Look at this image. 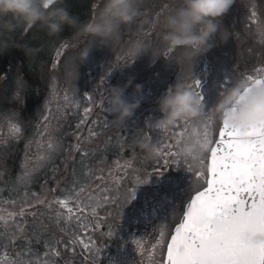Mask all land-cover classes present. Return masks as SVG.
I'll list each match as a JSON object with an SVG mask.
<instances>
[{"label":"flooded vegetation","instance_id":"flooded-vegetation-1","mask_svg":"<svg viewBox=\"0 0 264 264\" xmlns=\"http://www.w3.org/2000/svg\"><path fill=\"white\" fill-rule=\"evenodd\" d=\"M101 3L102 0H88L80 17L81 22L87 21ZM253 3L257 5V20L249 19ZM172 6H175V0H143V15L132 24L122 27L119 38L107 42L106 45H99L89 37L77 38L75 31L69 28V35L53 41L45 55L25 64L24 55L18 47L15 48L16 51L6 52L0 68V78L6 75V79L0 83V138L8 141L6 145H0V173H3L0 177V210L19 211V201L25 191L37 193L46 201L67 199L66 206H40L32 211L43 213L44 223L50 224L54 231L59 232L60 228L76 231L85 243L91 238L98 247L104 248L100 264H160V250L151 255L149 253L151 245L159 239L160 228L165 229L166 239L170 240V235L184 214L186 204L203 183L195 175L202 170L199 161L193 163L191 160L179 158V166H169L156 172L154 170L162 165L155 163L154 157L149 156L141 146L143 143H150L158 147L161 141L167 142V134L153 126V121L162 115L158 107L159 98L176 83L190 84L197 78L206 109L211 110L221 93L233 87L238 77L254 74L255 69L264 67V37L258 27V24H264V0H235L230 11L222 18L221 33L214 38V46L195 61L183 59L181 49L164 47L160 42L158 29L147 22ZM22 31L24 33L25 28L20 31L17 42L28 33L23 35ZM225 36L228 38L224 41ZM136 40L143 41L148 48L147 53L134 60L127 55L126 49ZM66 42L71 47L66 50L59 68L53 70L55 52ZM122 56L128 57L125 63L118 60ZM110 69L112 70L109 72ZM129 77H134V80L125 95L129 100L140 99L139 107L127 119L125 126H116L110 112L105 115L112 125L111 134L115 136L117 130L121 129L127 138L120 155H117L115 148L107 153V165H112L116 160H120L121 164L128 160L132 162V170L122 181L119 191L111 185H100L101 189L112 187L113 190L93 193L97 198L107 195L117 201L115 206L106 204L97 209L101 219L98 222L99 227L93 230L90 221L95 219L91 215L94 202L85 200L80 204V210L84 209L85 204L89 205L82 213L67 191L74 178L73 169L75 168L77 176L81 171L78 164L73 163V160H79V155L70 148V145L75 144L73 133L79 119L75 114L76 107L79 106L82 113L84 106H91L87 104L84 94L95 96L102 78L105 82L100 90L106 93L107 101V89L114 85L123 86ZM54 79L61 96L67 89L68 95L76 98L72 110L64 118L55 114L52 120L50 134L58 142V150L52 154L50 161L33 174L32 183L27 189L20 187L18 191H11L13 182L22 172L25 145L31 141L32 151L36 150L35 142L40 139V121L45 114V102L50 98ZM11 80L20 82L23 104L14 98L16 85H7ZM137 83L142 85L139 95L135 92ZM5 116L12 117L14 122L18 121L22 125L23 134L20 139L9 136L10 129ZM101 116L102 113L94 109L89 120H96ZM91 126H84V134ZM218 130L217 120L214 139L218 137ZM174 151L177 152L178 149ZM93 163L96 161L93 160ZM188 164L192 165L193 171L187 169ZM144 181L147 182L143 183ZM133 187H136L135 196L125 204L124 201ZM4 200H16L17 204L3 203ZM121 205L124 206L122 218L118 216ZM68 209H72V212L69 213ZM57 212L60 213L59 217ZM85 216L89 220H85ZM57 219L59 224L56 223ZM28 222H31L30 218ZM82 223H87L88 227L81 228L79 225ZM109 228L115 233L113 237L105 235ZM135 238L143 240V251L137 250L133 242ZM37 248L42 254L43 246L39 245ZM163 252L166 254V248ZM81 253L87 255L80 245L76 246L75 254L71 251L62 252L60 264L69 258L73 264H82Z\"/></svg>","mask_w":264,"mask_h":264},{"label":"snow or ice","instance_id":"snow-or-ice-1","mask_svg":"<svg viewBox=\"0 0 264 264\" xmlns=\"http://www.w3.org/2000/svg\"><path fill=\"white\" fill-rule=\"evenodd\" d=\"M256 8L257 5L253 3L250 20H257ZM258 27L261 36L264 37V24H258ZM70 47L71 45L66 42L56 50L52 63L53 70L59 68L66 50ZM127 59V56L118 57L120 63H125ZM4 78L6 79V75ZM247 78L250 88L264 85V67L255 69L254 74L247 75ZM104 82L105 79L102 78L95 96L84 94L87 104L91 106H84L82 113L79 106L76 107L75 114L79 119L73 133L75 144L70 145V148L79 155V160H73V163L78 164L81 171L77 176L75 168L73 169L74 178L67 191L77 203L78 210L79 205L85 200L94 202L91 215L95 219L90 221L93 230L99 227L98 222L101 219L97 209L106 204L115 206L117 203L113 197L101 195L97 198L93 193L101 191L107 193L113 190L112 187L101 189L100 185H111L119 191L122 181L132 170V162L128 160L123 164L116 160L112 165H107V153L115 148L117 155H120L127 138L121 129L117 130L115 136L111 134L112 125L105 115L109 112L106 93L100 90ZM20 86L18 81L14 98L23 104ZM186 86L192 88L204 102L199 79L195 78ZM248 91L249 89L244 90L241 100ZM75 100L74 96L68 95L67 89L61 96L60 89L55 79L53 80L50 98L45 102V114L40 121V139L35 142L36 150L32 151L31 141L25 145L22 172L13 182L11 191H18L20 187L27 189L32 183L33 174L51 160L52 154L59 147L58 142L50 134L52 120L55 114H60V118H64L72 110ZM94 109L102 113V116L90 121L89 117ZM231 110L236 111V106H232ZM4 119L9 125V136L20 139L23 134L22 125L18 121L14 122L10 116H5ZM217 120L218 137L214 139ZM188 123L177 122L173 128L162 130L167 134V142L161 141L160 146L156 148V155L153 157L155 163L162 166L154 171L160 172L169 166L180 165L174 149L180 147L182 141L179 137L187 130ZM201 123V137L207 143V150L199 159L202 170L197 171L195 175L203 183L194 191L186 216L175 226L170 240L166 239L165 229L161 227L159 239L151 245L149 253L151 255L159 249L160 264H264V123L243 130L237 129L229 125L226 117L220 119L214 109L206 108ZM88 124L92 126L88 127L84 134V126ZM174 136L176 139H172ZM7 142V139L0 138V145H6ZM93 160L96 161L95 164ZM187 169L193 171L192 165L188 164ZM2 176L3 173H0V177ZM135 191L136 187L130 189L125 204L134 198ZM2 202L17 204L16 200ZM19 204V211L0 210V264H60L62 252L71 251L75 254L77 245L87 253V255L81 253L82 264H100L104 248L98 247L91 238L85 243L76 231L64 228H60L59 232L54 231L50 224L44 223L43 213L32 211L40 206L48 208H53L54 205L66 206L67 199L46 201L37 193L25 191ZM88 207L89 205L85 204L84 209L80 211L83 213ZM123 207L121 205L118 212L120 218ZM68 211L71 213L72 209ZM59 216L60 213L57 212V217ZM77 219L79 220V217ZM85 220H89V217L85 216ZM59 222L57 219L56 223ZM79 226L88 227L87 223ZM114 234L111 228L105 233L108 237H113ZM133 242L137 250L145 249L142 239L135 238ZM39 245L43 246L42 254L37 248ZM164 248L166 254L163 252ZM63 264H73V261L71 258L65 259Z\"/></svg>","mask_w":264,"mask_h":264},{"label":"clouds","instance_id":"clouds-1","mask_svg":"<svg viewBox=\"0 0 264 264\" xmlns=\"http://www.w3.org/2000/svg\"><path fill=\"white\" fill-rule=\"evenodd\" d=\"M143 0H102L101 6L87 21L81 22L67 7L59 6L62 0H0V21L8 30L21 25L31 28L39 26L50 36L63 32L65 26L73 29L77 38L89 37L99 45L116 40L122 27L132 24L142 16ZM235 0H175V6L158 13L151 21L159 32L164 47L181 49L182 58L195 61L196 58L214 46V38L221 33L222 18L230 11ZM48 5V7H46ZM228 37H224V41ZM148 45L141 40L133 41L126 49L127 55L136 60L147 53ZM134 77H129L123 85L107 89L108 111L113 114L116 126H125L140 99L129 100L125 93L132 86ZM142 85L135 84V92L140 94ZM249 89L241 100L244 90ZM236 111H232V106ZM162 114L153 121L157 129H171L177 122L188 121L187 130L179 139L182 141L177 151L181 159L199 161L207 150V143L201 137L202 117L206 105L196 92L183 83H176L159 98ZM220 119L227 118L230 126L247 129L264 123V85L249 86L247 76L236 79L233 87L220 95L213 107ZM149 156L156 155V145H141Z\"/></svg>","mask_w":264,"mask_h":264},{"label":"trees","instance_id":"trees-1","mask_svg":"<svg viewBox=\"0 0 264 264\" xmlns=\"http://www.w3.org/2000/svg\"><path fill=\"white\" fill-rule=\"evenodd\" d=\"M87 1L88 0H62V4L59 6L67 7L72 14L80 18L87 5ZM19 33L20 32H18L16 28L8 30L3 26V23L0 25V68L3 65L6 52H13V50L18 47L21 48V54L24 55L25 64H28L31 59L34 60L38 56L45 55L53 41L69 35V27L65 26L63 32L57 36H50L47 31L43 30L38 25L33 26L27 35L21 41L17 42Z\"/></svg>","mask_w":264,"mask_h":264},{"label":"rangeland","instance_id":"rangeland-1","mask_svg":"<svg viewBox=\"0 0 264 264\" xmlns=\"http://www.w3.org/2000/svg\"><path fill=\"white\" fill-rule=\"evenodd\" d=\"M2 23H3V21H0V25H1ZM23 28L26 29L27 27H25V26H23V25H21V26H19V27H16V29H17L18 32H20L21 30H23ZM26 32H28V31L25 30L24 33H23V31H22V34L25 35ZM19 34H20V33H19ZM13 84L16 85L15 87H17L18 82L14 81V80H11L9 83H7L8 86L13 85Z\"/></svg>","mask_w":264,"mask_h":264},{"label":"water","instance_id":"water-1","mask_svg":"<svg viewBox=\"0 0 264 264\" xmlns=\"http://www.w3.org/2000/svg\"><path fill=\"white\" fill-rule=\"evenodd\" d=\"M2 80H3V76L0 78V81H2ZM190 203H191V201H189V203L187 204L186 209H185V213H184L182 219L186 216V213L188 211V207H189Z\"/></svg>","mask_w":264,"mask_h":264}]
</instances>
